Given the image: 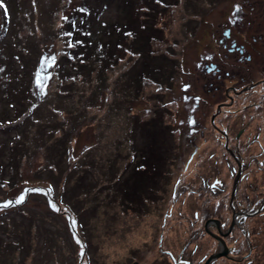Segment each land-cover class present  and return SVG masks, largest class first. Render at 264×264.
<instances>
[{"label": "rangeland", "instance_id": "rangeland-1", "mask_svg": "<svg viewBox=\"0 0 264 264\" xmlns=\"http://www.w3.org/2000/svg\"><path fill=\"white\" fill-rule=\"evenodd\" d=\"M215 1L0 0V264H165L160 237L187 240L204 165L172 99L211 93L187 20Z\"/></svg>", "mask_w": 264, "mask_h": 264}, {"label": "flooded vegetation", "instance_id": "flooded-vegetation-1", "mask_svg": "<svg viewBox=\"0 0 264 264\" xmlns=\"http://www.w3.org/2000/svg\"><path fill=\"white\" fill-rule=\"evenodd\" d=\"M215 2L219 13L187 20L189 41L202 45L193 62L211 93L172 99L177 119L183 112L176 132L191 149L183 168L204 166L191 169L199 185L186 186L193 203L187 240L174 250L158 240L165 264H264V0ZM201 25L205 37L196 35Z\"/></svg>", "mask_w": 264, "mask_h": 264}, {"label": "trees", "instance_id": "trees-1", "mask_svg": "<svg viewBox=\"0 0 264 264\" xmlns=\"http://www.w3.org/2000/svg\"><path fill=\"white\" fill-rule=\"evenodd\" d=\"M85 25H87V27H89L90 26V23H85Z\"/></svg>", "mask_w": 264, "mask_h": 264}, {"label": "water", "instance_id": "water-1", "mask_svg": "<svg viewBox=\"0 0 264 264\" xmlns=\"http://www.w3.org/2000/svg\"><path fill=\"white\" fill-rule=\"evenodd\" d=\"M217 254H220V252H219V253H217Z\"/></svg>", "mask_w": 264, "mask_h": 264}, {"label": "snow or ice", "instance_id": "snow-or-ice-1", "mask_svg": "<svg viewBox=\"0 0 264 264\" xmlns=\"http://www.w3.org/2000/svg\"><path fill=\"white\" fill-rule=\"evenodd\" d=\"M0 6H2V5H0Z\"/></svg>", "mask_w": 264, "mask_h": 264}]
</instances>
